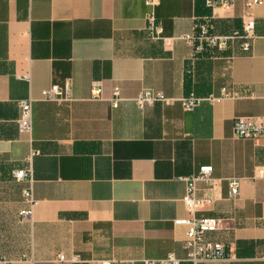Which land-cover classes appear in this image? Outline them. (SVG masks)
<instances>
[{"label":"crops","instance_id":"crops-1","mask_svg":"<svg viewBox=\"0 0 264 264\" xmlns=\"http://www.w3.org/2000/svg\"><path fill=\"white\" fill-rule=\"evenodd\" d=\"M147 1L0 0V255L8 263L184 258L187 228L175 224L189 216L181 178L211 165L214 186L197 187L214 202L196 215L222 220L207 239L226 244L233 257L199 264H264V179L254 178L264 166V140L234 133L236 118H264V6L157 0L162 40L148 32ZM251 19L248 52L233 41L225 51L197 55L180 39L205 24L227 35ZM67 81L72 101L42 99L43 90ZM96 82L101 100L92 96ZM223 87L236 98L203 101L193 111L180 102L144 109L136 102L144 90L207 98ZM30 96L29 136L18 120L19 102ZM30 168L37 204L25 219L29 181L14 173ZM230 178L241 179L236 199L229 198Z\"/></svg>","mask_w":264,"mask_h":264},{"label":"built area","instance_id":"built-area-1","mask_svg":"<svg viewBox=\"0 0 264 264\" xmlns=\"http://www.w3.org/2000/svg\"><path fill=\"white\" fill-rule=\"evenodd\" d=\"M238 0H206V5L210 8L224 7L229 8L235 4ZM147 5L151 7V11L147 16L148 20V32L153 39L164 40V28L157 21V15L155 8L158 5L157 0H148ZM247 8H253L255 6H264V0H245ZM255 20H249L242 30H234L227 35H219L215 33L211 26L208 24L199 27L196 32L182 36L180 39L190 43L194 47V52L197 55L205 54L210 49H218L225 51L229 48L233 41H240L241 48L248 52L251 49L252 39L255 37ZM23 79L30 80V76H23ZM42 99L46 101L54 102H66L73 100L72 85L70 81H67L64 86L53 85L52 87L42 91ZM114 95V107L119 106L120 91L116 89ZM92 96L95 100H101L103 98V88L99 83H94L92 88ZM236 95L231 92L227 87H223L219 95H210L207 98L197 97L195 94L184 96L180 99L167 97L161 92L154 90H144L137 98L136 102L139 108L144 109L147 106H153L158 102L166 105H172L176 102H180L186 111H193L201 102L207 101L211 104L221 103L225 100L234 99ZM34 98L31 96L27 99L19 102L21 114L18 120L19 132L21 134L31 135L33 131V105ZM234 133L238 138L264 140V118H246L239 117L234 121ZM37 154L35 152L29 158V162H32L33 156ZM213 166H202L197 174L182 177L181 179L187 182V191L183 198L185 207L189 213L186 218L178 219L175 224L186 226L187 234L184 241V247L187 254L184 258H179L175 254H169L165 258L161 259H146L144 264H199L201 262H208L212 260H225L232 258L233 255L228 250L226 244L217 241H210L207 239L209 233L217 231L222 223V220L216 217L198 218L196 212L198 208L205 204H211L214 202L213 198H200L198 196V184L205 183L209 187L214 186L213 178ZM17 181H29V187L24 190L25 201L28 204V208L21 211V215L25 219H31L34 213V207L37 201L33 194L32 183L33 174L30 169L17 170L14 173ZM255 179H264V166L257 169ZM229 184V198L236 199L241 191V179L230 178ZM61 261H66L65 256L60 255ZM77 257L72 261H76ZM0 261L6 264L8 261L0 255ZM113 261H104L102 264H113Z\"/></svg>","mask_w":264,"mask_h":264}]
</instances>
